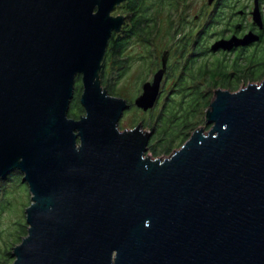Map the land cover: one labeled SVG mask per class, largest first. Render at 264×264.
Here are the masks:
<instances>
[{"label":"water","instance_id":"water-1","mask_svg":"<svg viewBox=\"0 0 264 264\" xmlns=\"http://www.w3.org/2000/svg\"><path fill=\"white\" fill-rule=\"evenodd\" d=\"M124 1L0 0V180L19 170L31 194L11 264H264V77L214 90L210 129L150 157L151 131L118 121L130 104L153 108L167 51L132 103L98 75ZM251 16L261 29L259 0ZM259 39L232 34L209 49Z\"/></svg>","mask_w":264,"mask_h":264},{"label":"rangeland","instance_id":"rangeland-1","mask_svg":"<svg viewBox=\"0 0 264 264\" xmlns=\"http://www.w3.org/2000/svg\"><path fill=\"white\" fill-rule=\"evenodd\" d=\"M173 1L175 2V7L169 9L168 6H164L160 14V29L153 40V45L149 48V51H152V55L149 56L148 54L147 59L142 58L144 60H141V55L144 54V49L139 43L132 40L127 47V54L130 57V61L128 60V67L122 72L121 76L113 81V87L115 91L118 92L117 94L120 95L119 97H123L128 100V102L132 103L133 99L141 92L142 83L147 80H151L153 73L161 66V55L167 51V70L161 80L159 94L155 105L152 109L147 111H142L132 105V108L125 110L122 113V116L118 121V127L120 130L132 128L136 124L140 123L143 130L151 131L152 135L154 133L152 128L143 124V121L149 117L148 112L154 110V112L157 113L164 104V101L167 99L172 103H177L178 101L183 100L187 101L189 97V90L186 87L197 85L196 87L198 90L202 89V92H206L207 94L210 93L209 100L211 101L214 96V90L217 88H207L204 81L198 79L200 78L198 75L201 69H198L197 66L200 65L202 61V64H206V67L210 69L214 68V64L219 66V68H217L219 75H217L214 79L218 80L219 84H222L230 91H236L249 83H260L263 78L264 31L262 33V41H257V43L254 42L245 48H237L232 52L225 53H215L214 51H209V48L215 39L224 37L232 32L231 30L233 27L229 25L225 26V20L217 25L219 28L216 26L214 27V25L213 27H209V34L205 36V42L201 45L206 52L204 54L195 52L197 55L193 58H189L187 60V66L183 68L184 62L191 55V53H193V46L195 45L194 39L197 36V32L204 24H206L209 15L214 11V6H212V4L209 5L207 3L208 0H182L179 4L176 3V0ZM122 3L113 8L111 15L125 16V14L121 13L122 9L120 6ZM252 9L253 0H241L237 6L233 7V9H226L224 18H226L227 14L234 11V14L230 17L229 23H237V25H239L237 29L238 34L234 33L235 35L241 37L239 32H244L247 29V26L251 24ZM259 9L263 20L264 0H259ZM240 10L242 12H246L247 14H238L237 11L239 12ZM180 15L183 16L182 20L179 19ZM177 29L180 30L178 31ZM220 30L222 32H219ZM187 35H189L187 38L189 40H185ZM181 38L182 40H179ZM181 45L186 47L183 51H181L182 53H179ZM150 59L154 61L155 65H153L152 62H149ZM251 70H253L252 73ZM180 75V80L177 82V78ZM176 82L178 84H176ZM78 83L79 80L75 79L74 93L69 107L72 106L76 108L77 104L80 105V95L78 96L77 93ZM100 83L101 86L107 90L105 82L102 78H100ZM194 92L195 94L193 97L198 91L195 90ZM194 99H191L190 103H192L191 101H194V109L196 108V111L200 109V111L196 114L195 119L190 120L193 125L188 131V137L184 139L185 141L197 129L203 128L202 131L207 132L211 127V124L207 123L206 118V112L209 109V105L204 106L207 101L202 100L201 98ZM189 117L191 118L192 114ZM153 137H155V135H153ZM184 142L175 144L169 151L166 152L155 153L147 148L145 154L152 158L163 159L179 149ZM18 172L20 171L18 170ZM15 178L16 182H14V185H11V183H3L5 187L3 188L0 186V192L8 189L10 197V203L0 213L1 236L5 239V236L13 230L10 237L14 243L18 237L24 234L25 226L27 224L26 208L31 201V194L27 184L22 180V173L21 175H16ZM4 181L5 180L0 182ZM5 195L6 192H3L0 195V207L6 204ZM14 220L16 221L13 226L12 222Z\"/></svg>","mask_w":264,"mask_h":264},{"label":"trees","instance_id":"trees-1","mask_svg":"<svg viewBox=\"0 0 264 264\" xmlns=\"http://www.w3.org/2000/svg\"><path fill=\"white\" fill-rule=\"evenodd\" d=\"M235 2L236 0H217V5L215 6L214 11L209 15L206 24H204L202 28L197 32V36L194 39L195 45L193 46V53H191V55L186 59L183 68L187 66V60L189 58H193L195 55H197L195 54V52H200V54H204L206 52V50H204L201 45L205 42V36L209 34V27H213L214 25V27L216 26L217 28H219L217 25L225 20V26H232L233 28L231 31L233 32L237 30V28L239 27H236L237 23H229V19L232 14H234V11H232L230 14H227L226 18H224L226 9H233V5L236 4ZM231 3L233 5H231ZM164 6H168L169 9L174 8L175 3L173 0H125L120 6V8L122 9L121 13L125 14V21L122 24L119 32L113 33L109 38L104 56L101 61V68L98 72L99 80L100 78L104 80L107 89L106 91L109 94L120 96L117 94L118 92H116L113 87V81L121 76L122 72L128 67V60L130 59V57L127 54V47L132 40L139 43L144 49V54L141 55V60H144L142 58L147 59L148 54L149 56L152 55V51H149V48L153 45V40L160 29L159 19ZM237 13L239 14L238 11ZM177 30L179 31L180 29ZM219 32L222 31L220 30ZM188 36L189 35L185 37V40H189L187 39ZM179 40H182V38ZM260 41H262V38ZM185 47L186 46L181 45V47L179 48L181 49L179 53H182L181 51H183ZM245 47L246 46H239L237 48ZM234 49L230 51L216 50L214 52H232ZM209 51L212 52L211 50ZM149 62H152L153 65H155L153 60L150 59ZM202 62L197 66L198 69H201L198 75L200 78L198 79L203 80L207 88L214 87L215 89L221 87L223 89H226L225 86L219 84L218 80L214 79L217 75H219V71L217 69L219 68V66L214 64L215 69H210L206 67V64H202ZM252 72L253 70H251V73ZM181 75L178 76L177 82L178 80H180ZM263 75L264 73H262V77H264ZM76 80H79V83L77 84V93L79 96L81 93V82L79 75L76 77ZM177 82L176 84H178ZM196 86L197 85L186 87L189 90V97L187 101L183 100L178 101L177 103H172L167 99L164 101V104L157 113H155L154 110L148 112L149 117L148 119L143 121V124L145 126L151 127L154 131L148 142L149 150L155 153L166 152L169 151L175 144L184 142V139L188 137V131L192 128L193 125V123L191 124L190 120L195 119L196 114L200 111V109L197 111L196 108L194 109V101H191L192 103H190V100L194 98H201L202 100L207 101L204 106H208L210 103V93L207 94L206 92H202V89L198 90ZM195 90H197L198 92L193 97V95L195 94ZM131 106L132 104H130L128 109L132 108ZM83 112L84 110L81 104H77L76 108L72 106L69 107L67 114L69 117L77 119L83 114ZM191 114L192 117L190 118L189 116ZM153 135H155V137H153ZM18 174L21 175V172H18V170L10 172L6 177L0 180L6 181L0 182V186L4 188L5 183H11V185H14V182H16L15 176ZM3 192H6V204L0 207V213L10 203L9 190L5 189ZM3 192H0V195ZM15 221L16 220L12 222L13 226L15 224ZM12 232L13 230L9 234H7V236H5L6 238L4 239L1 236L0 230V264L12 263L14 259V257L12 256L13 247L17 243H19L21 239L27 234V224L25 226L24 234L18 237L15 243L12 242L10 237Z\"/></svg>","mask_w":264,"mask_h":264},{"label":"flooded vegetation","instance_id":"flooded-vegetation-1","mask_svg":"<svg viewBox=\"0 0 264 264\" xmlns=\"http://www.w3.org/2000/svg\"><path fill=\"white\" fill-rule=\"evenodd\" d=\"M241 0H236V4L235 5H233L232 3H231V5H233V6H237V4L240 2ZM182 2V0H176V3H181ZM175 3V2H174ZM208 3V2H207ZM209 4V3H208ZM212 4V6H214V8H215V6L217 5V0H212V2L209 4V5H211ZM243 14H247L246 12H242V14L241 15H243ZM179 19L180 20H182L183 19V16H181L180 15V17H179ZM264 20V19H263ZM229 21H230V19H229ZM238 29V28H237ZM258 31H257V30ZM263 29H264V21H263V24H262V28L261 29H259L258 28V26H256L253 22H251V24H249L248 26H247V29L244 31V32H239V35L240 36H242V35H244L246 32H248V31H252V32H255L256 34H258L259 35V37H260V39L258 40V41H260L261 40V38H262V33H263ZM237 31L238 30H236L235 32H231L230 34H228V35H226V36H224V37H221V38H228V37H230L232 34H234V33H236V34H238L237 33ZM217 39H219V38H217ZM217 39H215V40H217ZM167 70V69H166Z\"/></svg>","mask_w":264,"mask_h":264}]
</instances>
